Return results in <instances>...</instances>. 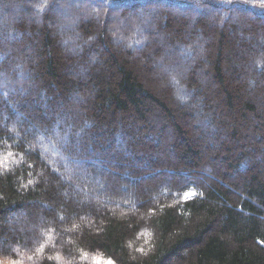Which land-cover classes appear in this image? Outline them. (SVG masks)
<instances>
[{
  "label": "trees",
  "instance_id": "obj_1",
  "mask_svg": "<svg viewBox=\"0 0 264 264\" xmlns=\"http://www.w3.org/2000/svg\"><path fill=\"white\" fill-rule=\"evenodd\" d=\"M2 1L0 264H264V0Z\"/></svg>",
  "mask_w": 264,
  "mask_h": 264
},
{
  "label": "rangeland",
  "instance_id": "obj_2",
  "mask_svg": "<svg viewBox=\"0 0 264 264\" xmlns=\"http://www.w3.org/2000/svg\"><path fill=\"white\" fill-rule=\"evenodd\" d=\"M79 1L82 3V5L80 4V6H76L77 7V10H78V8H79V10L80 9L81 10H86V12H79L80 15H83V16H81V19H89L90 17H92L98 11V9L95 7L94 4H91L90 6L87 7L86 5H84V3L86 2V0H79ZM66 2H67V4H69V3L75 2V0H73V2L71 0H64V3H66ZM0 5L3 6V7H5L8 11L14 12L16 14V17L17 16H22L23 14H26V13H24V6L23 5H20V6L17 5L16 6L15 3L3 2L2 0H0ZM136 9L139 10L140 12H142L143 10L146 9V5L145 4L144 5H139V6L136 7ZM116 11L117 10L111 9L109 12L113 16H118V13ZM130 11H131V9L129 10V12ZM84 13H85V15H84ZM87 13H89L90 16ZM236 13H238V11L233 10L232 11V14H231V17L234 20H237L238 19V18H236ZM175 14L184 15V14H182L180 12H176V11H175ZM31 15H32L31 13H28V18H31L32 17ZM189 15H190L189 18H190L191 23L192 22L194 23L195 22V19H194L195 12L189 10ZM96 16L97 15H95L93 17H96ZM38 22H40V21H38ZM131 37L129 35L128 36H126V35L125 36H120L119 34H117V36L116 35H113L112 36V40L113 41H116L117 43H119L121 46H123L124 49H131V51H133V49H136V51L141 50V48L138 49L136 47H132L131 42H133V40H132ZM152 37H155V36L152 35ZM157 37H158V40L159 41H161V42L164 41V37L163 36H160L159 37V35H158ZM65 43H66L65 46L68 45V47H69L71 45V43H72V40H68ZM163 44H166V43L163 42ZM203 45H206V41H205V44L203 42ZM165 47H166V49H169V50L171 48L170 45H165ZM68 49L69 50H72V47L70 46V48H68ZM136 51H135V53H137ZM183 51L184 50L181 48V46H178V53H180L181 55H183V54H185ZM196 53H197V51L195 52V55H196ZM185 55H187V54H185ZM146 57L148 58L147 60H146ZM180 59H182L181 56H180ZM144 61H147L148 63H151L152 64L151 66L153 68V73L157 77V79H160L161 78L162 80H164L165 83H167L166 84L167 86L172 87L173 90H174V93H173L174 96H173V98L178 103H182L186 107L185 109H187V110L190 111L192 109V105H193V103L191 102L192 92L190 90H188V88L185 87L184 84H182V85L180 84L181 83L180 81L182 80V79H180V77H179L180 81L178 80V78L177 79L172 78L173 76H171V75L173 73H177L176 70L173 71V66L168 65V64H164V62H162L161 59H157V58H154V57L152 59V56H148V55L145 56ZM17 68H20V67H17ZM20 75H22V74H20ZM0 117L3 118L4 116L0 114ZM192 117H194V115ZM193 122H195V125H200V122H198V121H193ZM169 139H171V138H169ZM48 147H50V145H47L46 146V148H48ZM48 151H53V148L52 147L51 148H48ZM88 152H89V154H91L92 151L90 150ZM138 153H139V156H140L139 161H138V163H136V164L133 165V167L135 168V171L137 173H140V172H144L146 170H149V163L147 161L148 160V157H146V153H143V152H138ZM156 154H159V152L158 153L156 152ZM95 156H96V154H94V157L90 158L91 161H93V164H92L91 168L94 171L95 170L99 171L98 173H101L100 171H102L103 173L104 172H112V173H115L116 170H117V167H119V165H122V164L124 165L125 164L124 162H122V161L118 160L117 158H115V156H111V158L106 159V160H105V158H103L106 165L105 164H101L98 161L97 156L96 157ZM80 164L76 165V167L78 166L80 168H83V165H82L83 163L80 162ZM84 170H86V169H84ZM93 175H94V173L92 171V176ZM142 176H144V175H142ZM144 177H146V176H144ZM166 180H167V177L166 176H164V177L161 178V182L166 181ZM120 191H122V193L125 192V190H123L122 186H120Z\"/></svg>",
  "mask_w": 264,
  "mask_h": 264
},
{
  "label": "snow or ice",
  "instance_id": "obj_3",
  "mask_svg": "<svg viewBox=\"0 0 264 264\" xmlns=\"http://www.w3.org/2000/svg\"><path fill=\"white\" fill-rule=\"evenodd\" d=\"M108 264H111V262L109 261Z\"/></svg>",
  "mask_w": 264,
  "mask_h": 264
}]
</instances>
